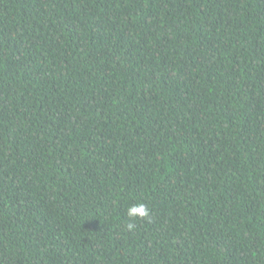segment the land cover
Instances as JSON below:
<instances>
[{
	"label": "trees",
	"instance_id": "obj_1",
	"mask_svg": "<svg viewBox=\"0 0 264 264\" xmlns=\"http://www.w3.org/2000/svg\"><path fill=\"white\" fill-rule=\"evenodd\" d=\"M0 264H264V0H0Z\"/></svg>",
	"mask_w": 264,
	"mask_h": 264
},
{
	"label": "clouds",
	"instance_id": "obj_2",
	"mask_svg": "<svg viewBox=\"0 0 264 264\" xmlns=\"http://www.w3.org/2000/svg\"><path fill=\"white\" fill-rule=\"evenodd\" d=\"M150 214V210L143 203H136L128 207L127 215L131 219H144L147 218ZM135 227L134 223H128L127 228L133 229Z\"/></svg>",
	"mask_w": 264,
	"mask_h": 264
}]
</instances>
